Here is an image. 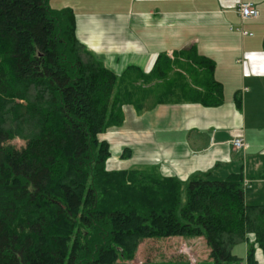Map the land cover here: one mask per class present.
<instances>
[{"label": "trees", "instance_id": "obj_1", "mask_svg": "<svg viewBox=\"0 0 264 264\" xmlns=\"http://www.w3.org/2000/svg\"><path fill=\"white\" fill-rule=\"evenodd\" d=\"M76 29L71 7L0 0V264H122L145 239L177 235L204 237L212 264H259L264 204H246L242 170L183 181L107 168L101 137L126 106L220 105L215 62L192 46L180 71L160 55L148 72L118 75ZM244 242L243 261L233 249Z\"/></svg>", "mask_w": 264, "mask_h": 264}, {"label": "crops", "instance_id": "obj_2", "mask_svg": "<svg viewBox=\"0 0 264 264\" xmlns=\"http://www.w3.org/2000/svg\"><path fill=\"white\" fill-rule=\"evenodd\" d=\"M62 2L76 12L79 40L116 74L131 65L148 72L160 55L176 60L180 71L183 52L194 46L215 62L214 78L223 88L216 106L167 102L141 113L126 106L123 125L101 137L112 152L107 168L151 169L183 181L208 172L224 179L242 170L246 204L263 205L264 0ZM243 2H252L259 15L243 20ZM240 131L243 151L232 146Z\"/></svg>", "mask_w": 264, "mask_h": 264}, {"label": "rangeland", "instance_id": "obj_3", "mask_svg": "<svg viewBox=\"0 0 264 264\" xmlns=\"http://www.w3.org/2000/svg\"><path fill=\"white\" fill-rule=\"evenodd\" d=\"M53 8H62V0H50ZM79 10H112L113 8H77ZM17 147L24 145L21 140L12 142ZM248 242L238 244L233 252L245 260ZM210 247L204 237L172 236L167 238H148L138 247L136 257L122 264H212L209 258ZM259 264H264V256L257 253Z\"/></svg>", "mask_w": 264, "mask_h": 264}, {"label": "built area", "instance_id": "obj_4", "mask_svg": "<svg viewBox=\"0 0 264 264\" xmlns=\"http://www.w3.org/2000/svg\"><path fill=\"white\" fill-rule=\"evenodd\" d=\"M239 12L243 20L253 19L259 15L257 7L252 2L240 3ZM232 146L235 150L239 151L246 149L245 137L242 131L238 132V134L234 136L232 140Z\"/></svg>", "mask_w": 264, "mask_h": 264}]
</instances>
